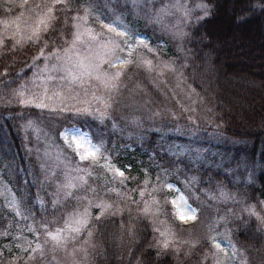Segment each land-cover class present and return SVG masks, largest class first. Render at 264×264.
<instances>
[{
	"label": "rangeland",
	"instance_id": "obj_1",
	"mask_svg": "<svg viewBox=\"0 0 264 264\" xmlns=\"http://www.w3.org/2000/svg\"><path fill=\"white\" fill-rule=\"evenodd\" d=\"M73 1L0 0L6 11L0 17V46L6 40L23 45L40 39L55 10L70 7ZM103 1L104 7L87 3L76 10L62 47L41 49L14 83L7 80L0 84V104L36 107L46 114L105 116L120 99L117 95L124 84V69L144 66L154 84L158 85V79L165 93L182 103L193 123L218 129L191 91L173 78L169 60L151 37L136 29L138 22L150 28L155 38L162 35V39L181 41L188 24L206 13L205 5L189 0ZM45 113L29 118L22 131L41 152L49 175L55 173L56 200L60 204L70 200V207L65 206L62 222L53 230L39 231L27 221L23 232L12 237L13 245L2 251L0 264H89L90 217L131 203L148 218L158 251L171 249L178 261L190 260L191 249L199 240L195 234L198 227H190L198 209L182 189L171 181L158 185L136 173L126 174L111 163L108 151L94 143L87 131ZM179 148L192 162L221 169L227 180L214 179L203 187V202L214 212L212 229L206 234L212 264H247L248 256L231 237L230 222L242 213L255 216L264 227V200L250 190L264 169V143L253 148L247 141L217 131L210 145L188 143ZM0 200L22 217L17 198L1 176Z\"/></svg>",
	"mask_w": 264,
	"mask_h": 264
},
{
	"label": "trees",
	"instance_id": "obj_2",
	"mask_svg": "<svg viewBox=\"0 0 264 264\" xmlns=\"http://www.w3.org/2000/svg\"><path fill=\"white\" fill-rule=\"evenodd\" d=\"M87 3L105 6L103 0H85L83 4L74 0L70 7L55 10L40 39L23 45H11L6 40L0 46V84L7 80L14 83L41 49L62 47L76 10ZM189 3L205 5L206 13L188 24L181 41L162 39V35L155 38L150 28L138 22L135 28L144 37H151L169 60L173 78L191 91L218 129L193 123L182 103L165 93L158 79V85L154 84L144 66L124 69V84L117 95L120 99L105 116L59 111L47 114L87 131L94 143L108 151L111 163L126 174L136 173L158 185L171 181L179 186L198 209L190 227H198L195 234L199 240L191 249V259L178 261L171 249L155 248V232L137 204L118 205L90 217L89 264H212L206 234L212 229L214 212L203 202V187L213 184L214 179L227 180L221 169L192 162L179 147L188 143L210 145L217 131L247 141L253 148L264 143V0ZM5 15L0 3V17ZM41 112L45 113L36 107L0 104V176L17 198L22 216L0 200V255L13 245L12 237L23 232L27 221L39 231L53 230L61 224L69 205L70 200L61 204L56 200L55 173L49 175L41 152L22 131L27 120ZM250 190L264 200V169ZM230 228L233 241L248 256L247 264H264L262 222L240 213L231 220Z\"/></svg>",
	"mask_w": 264,
	"mask_h": 264
},
{
	"label": "snow or ice",
	"instance_id": "obj_3",
	"mask_svg": "<svg viewBox=\"0 0 264 264\" xmlns=\"http://www.w3.org/2000/svg\"><path fill=\"white\" fill-rule=\"evenodd\" d=\"M82 159L84 158V157H81ZM121 175H123V173H121ZM182 219L184 218L183 216L181 217ZM53 239H55V237H53ZM219 245H217V247H218Z\"/></svg>",
	"mask_w": 264,
	"mask_h": 264
}]
</instances>
